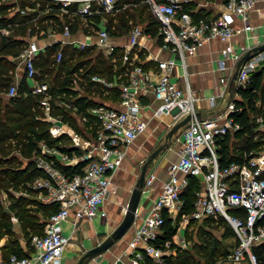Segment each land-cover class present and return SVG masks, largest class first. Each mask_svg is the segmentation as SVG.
<instances>
[{
    "label": "built area",
    "instance_id": "obj_1",
    "mask_svg": "<svg viewBox=\"0 0 264 264\" xmlns=\"http://www.w3.org/2000/svg\"><path fill=\"white\" fill-rule=\"evenodd\" d=\"M0 1L11 6L8 17L13 12L21 16H28L31 11L39 12L40 1L47 4L39 13L51 11L52 5L58 6L59 11L53 13L57 20L44 21L45 29L32 21L33 35L30 36L31 29L28 28L24 47L11 58L21 64L31 92L42 95L39 104L43 119L49 122L48 132L52 137L64 133L54 129L57 124H67L51 116V94L48 93L51 83L40 78L41 73L34 65V59L44 53L47 44L40 46L37 41L54 38L48 46L60 44L51 55L55 67L62 62L65 45L74 50L88 47L93 48L94 53L101 52L111 66L110 78L84 75V66L74 69L72 66L68 69L69 74L62 72V77L69 78L66 87L79 91L78 95H82L80 90L87 86L100 87L109 93L117 89L118 92L112 105L98 102L86 110L88 118L79 117L89 122L87 133H95L85 141L76 133L75 137L69 135L72 146L82 148L83 154L75 158L63 154L54 156L48 151L32 155L31 161L43 175L35 178L30 188L36 191L40 204L57 205L58 209L45 219L41 234L30 236L32 251L29 256L10 255L7 260H0V264H63L70 237L62 233L60 224L71 217L72 232H75L81 221L104 216L102 207L111 189V179L121 166L127 147L146 131L150 120L159 119L161 115L170 118L168 130L185 116L191 118L176 140L179 142V148L174 150L177 158L167 166V179L127 241L125 250L111 264H143L144 254L155 264L162 263L163 257L172 249L168 245L157 247L153 242L161 233L164 219L174 221L181 209V195L187 187L188 176L198 180L199 189L194 193L193 210L181 219L222 220L234 233L233 247L215 264H260L255 249L264 244V223H260L264 217V100L257 99L256 110L247 115L248 123L253 126L254 141L259 142L257 147L244 151L242 161L224 165L220 164L218 153V140L241 130V125L232 118L241 111L235 103L236 97H240L237 90L245 88L251 74L264 66V49L251 51L231 83L236 63L253 48L237 49L231 39L241 30L252 31L248 13L257 0H221V9L210 17L192 15L203 10L205 3H197L194 9L186 10L185 4L191 0H141L157 22V36L146 34L145 23H135L133 19H129L128 28L118 34L117 15L129 5L120 0ZM22 2L26 4L21 5ZM29 2H35V7L29 6ZM236 20L242 23V28L237 27ZM74 23L77 28L72 34L69 26ZM11 33L10 28L0 27L1 36L7 37ZM111 38L116 41L112 43ZM120 39L121 42L117 41ZM211 39H218L225 45L217 61L218 93L208 98V105L212 107L217 98L226 95L228 99L219 114L197 119L198 97L187 80L186 58ZM151 44L155 47L154 53ZM161 52L167 53V57L160 58ZM147 62L150 65L146 68ZM177 68L180 73L175 72ZM178 78L183 79L182 87L178 85ZM17 84L18 81L13 80L6 93L9 97L16 95ZM231 85L233 96L229 91ZM148 95L153 101L148 102ZM71 114L75 115V111ZM167 150H172L171 144ZM81 162L86 163L80 172H65L60 168ZM156 178L155 172L147 169L142 193L151 189Z\"/></svg>",
    "mask_w": 264,
    "mask_h": 264
},
{
    "label": "trees",
    "instance_id": "obj_2",
    "mask_svg": "<svg viewBox=\"0 0 264 264\" xmlns=\"http://www.w3.org/2000/svg\"><path fill=\"white\" fill-rule=\"evenodd\" d=\"M121 3L129 4L124 10L119 12L118 23L116 28L118 34L128 28V20L133 19L135 23L144 24V32L151 36H157V22L151 17L146 6L141 0H120ZM23 3L21 5H24ZM31 7H35V2L27 3ZM47 2L40 1L38 11L45 10ZM50 6V5H49ZM53 9L47 13H39L37 11H31L28 16H21L18 12H11V6L5 5L0 1V27H8L11 29V35L5 37L0 35V190L6 185L12 189L22 190L23 192H29L36 196V191L26 188L35 178L43 175L40 169H37L31 157L33 154L38 153L37 147L38 141H44L47 145H50L51 140L48 132V123L41 121L38 117L42 116L40 107V100L42 95L33 94L25 81V74L21 77L17 84L16 95L9 97L6 93L13 82L11 70L14 69V64L11 63L8 58L16 57L21 49L24 47L25 42L21 38H24L27 34L28 28L31 29L30 36L33 35V20H35L39 26L45 29L44 21L57 20V17L53 13L58 12V6H51ZM186 10L191 8L185 7ZM131 9L132 12H129ZM194 17L207 16L205 10H200L197 13H192ZM112 17L109 18V22ZM76 20H79L77 17ZM70 32L74 34L76 32L77 23L70 25ZM59 31L61 29H58ZM43 37V36H41ZM59 43H54L51 46L45 48L44 53L39 54L34 59V65L41 73L40 78L49 80L51 87L48 89V93L51 94L50 100V113L59 115L61 121L67 124L78 134L81 133V127L77 123L79 117H89L86 110L94 106V101L90 98L91 93L89 91L91 86H87L83 89L84 95L73 96L71 106L66 108H58L54 103L56 96H61L62 93L72 92V89L67 88L68 76L62 77V72L69 74V68H78L84 66L86 72L84 75H97L111 76V66L108 61L103 57L101 52L94 53L93 48H84L81 50H74L70 46L65 45L62 48V62L58 67L52 65L51 55L55 53L59 48ZM149 62L144 64V67H148ZM44 75H47L45 77ZM95 88V87H94ZM100 88V87H98ZM105 91V90H104ZM231 94H233L232 85L229 88ZM87 92H89L87 94ZM114 101L118 98L117 89L111 91ZM238 95L242 101H235L237 106L241 107V111L237 114H233L232 118L235 122L241 125V130L234 132L232 135L225 136L222 140H218V153L220 155V164L224 165L233 161H242V153L244 151L256 148L258 141H254L253 126L248 123V112L256 110L255 101L257 99L264 100V66L253 72L250 76L249 84L241 89L237 90ZM55 104V105H54ZM75 111V115L71 112ZM87 127L89 122L86 123ZM38 129L37 131H33ZM90 134V133H89ZM95 133H91L93 136ZM36 138V141H31L28 136ZM12 143L14 145H12ZM70 150V149H69ZM65 150L69 155L71 152ZM86 162L78 163L72 167H60L65 172H80ZM199 189V182L193 176H188V184L186 189L181 195L183 205L179 210L175 220L165 218L161 226V233L157 236L153 244L157 247L164 248L165 245L169 246V249H175L174 255H167L163 257L161 264H199L201 259L195 257L194 253L188 251H181L177 247L172 238L176 233L178 223L183 215H188L193 210L194 193ZM37 200V199H36ZM35 199H28L23 196H19L12 203V208L16 211L15 214L20 222V228L22 232V238L26 241L24 245L20 243L12 244L10 248L7 245L0 247V260H7L10 255H16L17 257L29 256L31 248L29 246V239L32 235H39L42 233L45 219L53 212L57 211V205L45 206L40 204ZM34 206L45 217L43 222H31L26 220L30 216L25 215V207ZM8 216L0 210V221H8ZM222 221V220H219ZM224 222V221H223ZM260 223H264V217ZM0 225V230H1ZM230 228V227H229ZM229 235H234L232 229L228 231ZM5 233L0 232V236ZM14 243V242H13ZM196 252L201 255L205 264H211L217 257L226 255L227 252L222 249L215 248L212 252L207 253L205 247H200ZM260 264H264V244L255 249ZM143 264H155L145 254L143 255Z\"/></svg>",
    "mask_w": 264,
    "mask_h": 264
},
{
    "label": "rangeland",
    "instance_id": "obj_3",
    "mask_svg": "<svg viewBox=\"0 0 264 264\" xmlns=\"http://www.w3.org/2000/svg\"><path fill=\"white\" fill-rule=\"evenodd\" d=\"M116 40L114 38H111V42H115ZM38 42V41H37ZM90 93L91 91H94L90 95V98L94 101V104H98V99L103 101L104 103H112L116 102L113 99L112 93H109L107 91L102 90L98 87H91L89 89ZM79 91L76 90V92H67L62 93L61 96H56L54 98V103H56L58 108H66L71 106V101L73 100V96H78ZM89 92H87L88 94ZM55 105V104H54ZM53 118L56 120H61V117L56 114H52ZM167 117H162V119H166ZM62 122V121H61ZM77 123L81 127V130L85 133H76L81 137V140L85 141L89 139V135L91 133H87V121H83L82 119L77 120ZM49 125V122H48ZM38 129H34L33 131H37ZM159 132L157 133H149L148 135H145L140 144V149L138 154L133 158L136 163L129 164V167H126L125 169H121L122 174L120 176H117L116 179H114L111 189L109 192V195L102 207V210L104 211V216L99 217L101 219L102 227H100L99 232H96L94 234L89 235H81V233H78L76 236V239L72 242L73 249L70 252V261L71 264H76L79 257L83 254V252L91 247H94L99 242H101L103 239H105L106 236L110 234V232L120 223L126 205L129 200V196L131 193V190L134 188L135 183L138 179L139 172L141 169L142 164L144 163L147 156L156 149L161 143L164 141V136L167 132L165 127L159 126L157 128ZM183 133V129L179 130L176 135H174L171 139L172 149L176 150L177 147H179V142H176L177 139L181 137ZM74 137V133H70ZM51 140L53 141L50 145H47L44 143V141H38L37 147L39 149V153L41 151H48L49 153H52L54 156H60L68 155V157L75 158L79 155L83 154V150L80 147H73L72 139L68 134L61 133L60 135H57L56 137H52L49 134ZM28 138L31 141H36L35 137H32L31 135L28 136ZM84 143L82 142V145ZM12 145H14L12 143ZM70 149V150H69ZM65 150H69L71 154L65 152ZM161 156V155H159ZM158 157L154 158L152 162L148 166V170L152 168V165L156 162L154 165L155 167L158 166L161 159L158 160ZM158 161V162H157ZM142 162V163H141ZM26 188H30V184L26 186ZM31 189V188H30ZM19 196H23L28 199H35L37 197L32 193L29 192H23L22 190L12 189L8 187L7 185L0 190V210L4 212L8 216V221H0L1 230L0 232L5 233L0 236V247L4 244L7 245L8 248L13 246L12 244H16V246L20 243L21 245H24L26 238H22V232H21V226L20 222L18 221V218L15 214V210L12 208V203L15 201ZM142 200V198H141ZM138 205V209L141 207L143 200ZM37 201V200H36ZM143 206V205H142ZM25 215L30 216V218H26V220L31 222H43L45 219L44 215L39 212V210L34 206H26L24 208ZM176 230L175 235L173 236L172 240L173 243L179 247L181 251H188L190 253H194L195 257L200 260L199 264H205L203 261V258H201V255L196 252L195 247H205L207 250V253H211L213 249L218 248L222 249L225 252H229L231 248L234 245V235L232 236H226L229 235V226L223 222V221H213L210 219H204V220H198V219H180ZM131 230L129 229L127 234H125L120 240L116 241L113 246H111L107 251L114 250V256L119 255L118 253H121L125 250L126 247V240L129 238ZM178 231V232H177ZM177 236V237H176ZM180 241V242H179ZM14 242V243H13ZM107 251H105L107 253ZM104 252V253H105ZM168 255H174L175 256V249L169 250ZM69 255V254H68ZM101 255L94 257V259H99ZM113 256V258H114ZM224 255L217 257L211 264L217 263ZM67 259V257H63V261ZM89 261V262H90Z\"/></svg>",
    "mask_w": 264,
    "mask_h": 264
},
{
    "label": "crops",
    "instance_id": "obj_4",
    "mask_svg": "<svg viewBox=\"0 0 264 264\" xmlns=\"http://www.w3.org/2000/svg\"><path fill=\"white\" fill-rule=\"evenodd\" d=\"M197 3L206 4L203 10H205L207 17L213 16L214 14L217 13V11L221 9V0H191L189 3L185 4V7L187 6L191 9H194ZM235 23L237 27L242 28V23L239 20H236ZM248 23L252 27L251 32L241 30L238 34L233 36V38L231 39L232 45H234L237 49H240L241 47H255L264 42V0H257L253 9L248 13ZM79 38H82V37L79 36ZM21 39L24 40V42H26L27 35ZM53 40L54 38L41 39L37 43L40 46H44L47 44V46H45L46 48L48 47V43ZM117 41L121 42V39ZM224 45L225 44L219 41L218 39H211L203 43L201 46L197 47L194 55L186 58L187 80H188L190 89L198 97V101L196 103V109H197V113H199V116L201 118L215 116L219 114L225 107V104L228 99V95H226L223 98H217L215 100V104L212 107H209L208 105L209 104L208 98L210 96H215L218 93L219 71L217 70V61L220 58V50L222 49V47H224ZM154 48L155 47L151 44L150 49L152 53L156 52ZM158 56L160 58H165L167 57V53L161 52L158 54ZM11 58L12 57L8 58V60L14 64V69L11 70L10 74L12 75V80H17L19 82L21 77L24 74V70L21 67V64H19L17 60H11ZM175 72L180 73L181 72L180 68H177ZM177 82L180 87L183 86L182 78H178ZM73 91L76 92L75 90ZM80 94L84 95L85 92L83 90H80ZM231 96H233V94H231ZM239 98L236 97V100L239 101ZM147 99H148V102L153 101L151 95H148ZM98 102L102 103L103 101H101L100 99ZM109 104L112 105L113 102L112 103L109 102ZM162 117H167V118L162 119ZM38 119L45 122V120L43 119V111H42V116L38 117ZM169 122H170V118L167 115H161L159 119H152L149 121L146 131L142 135H140L136 139V141H134L131 145L127 147L126 155L121 163V166L113 174V177L111 179L112 183L114 179L117 178V176H120L122 174V171H121L122 168L125 169L126 167H129V164L136 163V161H134L133 158H135V156L139 152L142 138L145 135H148L149 133L159 132L157 130L159 126L165 127V129L168 131L167 124ZM69 128L74 133H77L71 127ZM178 148L179 147H177V149ZM176 158H177V155L173 149L166 150L164 153L161 154V156H159L158 160L159 159L161 160L158 166L156 167L154 166L156 162L152 165V168L150 170L155 172L157 178L154 181L151 189L143 193L142 195V200H143L142 205L143 206L141 205V207L137 209L138 210L137 217L135 218L132 226L129 228L131 230L130 231L131 233L129 235V238L126 240V243L132 236L135 228L140 224L144 214L146 213L148 206L157 196L159 190L161 189L163 182L167 179L168 164L171 161H175ZM60 226H61L62 233L70 237V243L69 245H67L65 250H67L68 246L71 245L69 249L72 251L73 245L71 241L72 240L74 241L76 239V236L78 233H81V235L86 236L89 234H94L96 232H99L100 227H102V223L99 217H96L92 221H81L78 225L77 230L75 232H72L71 217H70V220L62 222ZM1 244L2 243H0V245ZM114 253L115 251L111 249L107 251V253L106 252L102 253V256L99 257V259L98 258L94 259L93 261H90L87 264H111L116 259V257L121 255L123 252L118 253L119 255H116V256H114ZM68 254H66V252L64 251L63 257H67V259L63 261V258H62L63 264H71V261H70L71 256H70V253Z\"/></svg>",
    "mask_w": 264,
    "mask_h": 264
},
{
    "label": "water",
    "instance_id": "obj_5",
    "mask_svg": "<svg viewBox=\"0 0 264 264\" xmlns=\"http://www.w3.org/2000/svg\"><path fill=\"white\" fill-rule=\"evenodd\" d=\"M264 49V42L258 46L251 48L246 51L243 56L236 63L235 70L232 74L231 83L236 77L238 67L249 57L251 51H260ZM191 116L187 115L177 123L173 124L170 129L166 132L164 136V141L156 149H154L145 159L141 166L138 179L135 183L134 188L131 190L128 203L126 205L123 217L120 223L110 232L108 236L105 237L100 243L91 247L83 252L79 257L76 264H87L94 257L101 255L107 251L111 246L115 244L116 241L120 240L132 226L135 220V212L138 209V205L142 198V189L144 186V176L148 169L149 164L162 153H164L171 142V139L179 130L183 129L186 123L190 120ZM195 118H199V113H195Z\"/></svg>",
    "mask_w": 264,
    "mask_h": 264
},
{
    "label": "bare ground",
    "instance_id": "obj_6",
    "mask_svg": "<svg viewBox=\"0 0 264 264\" xmlns=\"http://www.w3.org/2000/svg\"><path fill=\"white\" fill-rule=\"evenodd\" d=\"M54 129H56V130H61V131H63L64 133H67V134L70 135V136H72L70 133H74L69 127H66V126L61 125V124H57V126L54 127ZM74 137H75V133H74ZM176 237H177V236H176ZM179 242H180V241H179ZM70 246H71V245H70ZM70 246H68V249L65 250L66 254L70 253V251H71V250L69 249Z\"/></svg>",
    "mask_w": 264,
    "mask_h": 264
}]
</instances>
